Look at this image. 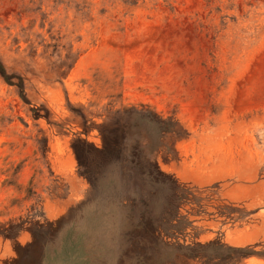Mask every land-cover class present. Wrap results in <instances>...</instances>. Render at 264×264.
Returning a JSON list of instances; mask_svg holds the SVG:
<instances>
[{"label":"rangeland","instance_id":"1","mask_svg":"<svg viewBox=\"0 0 264 264\" xmlns=\"http://www.w3.org/2000/svg\"><path fill=\"white\" fill-rule=\"evenodd\" d=\"M0 63V264H155L153 237L235 250L162 264H264V0H0ZM129 108L174 124L155 151L116 134L126 169L136 145L179 186L185 224L122 244L113 205L81 206L72 143L100 147Z\"/></svg>","mask_w":264,"mask_h":264},{"label":"trees","instance_id":"2","mask_svg":"<svg viewBox=\"0 0 264 264\" xmlns=\"http://www.w3.org/2000/svg\"><path fill=\"white\" fill-rule=\"evenodd\" d=\"M0 77L7 84L12 85L10 82L12 76L6 74L1 63ZM17 86L21 89V80L19 78H17ZM117 113L119 114V112ZM122 113L125 116L124 124L112 122V127L108 130L105 129V123L98 127L102 141L100 147L80 139L72 143L79 174L88 181L91 190L88 199L81 206L91 205L100 200L106 205H113L119 211L123 229L122 244H125L127 235L130 238L137 230L139 235L141 232L144 234V229L146 228L144 222L148 219H151L156 225L159 223L164 233L167 236H172L169 234L171 233L170 230L179 232L185 224L183 218H179L176 212L177 205L181 202V195L179 194L181 189L174 181L160 173L155 164L142 161V149L136 145L130 148L132 160L128 169H126L122 158L123 146L119 140L120 136L116 132L124 128L123 134L125 135L126 131L142 130L149 139L158 141L153 150L155 151L160 146L159 140L161 136L164 133L172 132L174 124L162 120L147 110L129 108ZM139 193L146 196L144 201L139 198ZM155 202L166 205L164 221H160L162 217L159 216V221H156V218L150 215L152 213L149 210ZM126 208H132V210L126 211ZM136 209L141 212L136 213ZM173 221L176 222L173 224ZM152 228L155 230V226ZM152 242L151 248L155 264L172 261L177 253L188 257L202 255V257L210 258L222 256L225 252L235 251L232 248L222 247L215 242L205 245H179L178 248L174 249L169 246L162 247L155 237H153ZM157 254L160 257L157 258Z\"/></svg>","mask_w":264,"mask_h":264},{"label":"crops","instance_id":"3","mask_svg":"<svg viewBox=\"0 0 264 264\" xmlns=\"http://www.w3.org/2000/svg\"><path fill=\"white\" fill-rule=\"evenodd\" d=\"M20 248H21V247H20ZM20 248H19V249H20ZM26 251H27V253L29 254V250L21 251V252H20L21 255L18 254V258H22L23 255L26 254ZM22 253H24V254H22ZM7 264H8V263H7ZM10 264H18V262L16 263L15 261H12V262H10ZM37 264H43L42 256L38 259Z\"/></svg>","mask_w":264,"mask_h":264}]
</instances>
